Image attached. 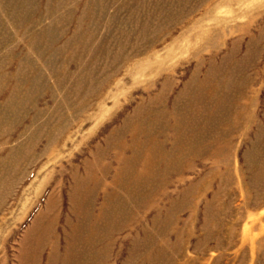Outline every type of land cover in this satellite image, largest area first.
<instances>
[{
    "label": "rangeland",
    "instance_id": "rangeland-1",
    "mask_svg": "<svg viewBox=\"0 0 264 264\" xmlns=\"http://www.w3.org/2000/svg\"><path fill=\"white\" fill-rule=\"evenodd\" d=\"M24 1L28 0H0V264L49 261L50 247L41 243L37 246L36 238L40 240V236L29 231L53 196L57 199L54 212L58 215L54 235L59 240L53 261H63L66 244L62 228L70 213L68 196L75 185L74 177L81 181L88 175L91 181L93 176L96 180L92 182H96L100 179L98 169L108 165L107 176L100 182L101 190L87 187L89 192L98 191L94 204L95 212L99 213L104 204L111 203L116 178L125 170L111 146L113 135L124 127L123 122L149 97L160 93L168 74L170 82L163 90V106L172 109L199 60L202 75L207 73L208 65L213 64L218 70L225 65L223 56L230 52L233 42L239 41L241 49L235 58L239 59L245 55L247 43L258 35L261 40L259 49L253 52V63L240 75L235 71L228 81L229 95L221 88L214 99L205 100L210 105L206 117L210 118L222 104L220 95L228 97L221 105L223 114L213 120L214 135L210 140L227 141L235 175L231 193H221L219 198L229 211L221 217L223 244L218 248L210 239L196 247L204 233L212 230L211 224L207 231L202 229L204 205L211 202L215 191V185L211 184L202 189L196 202L187 200L186 206L191 209L194 205L193 210L177 215L183 235L175 258L172 259L169 250L175 243L174 229L165 231L151 253L156 254L169 241V246H163L160 264L264 261V204L253 203L255 193L248 189V184L253 183L259 197L264 183V0H33L29 7L22 5ZM240 9L250 11L251 15H239ZM221 20L225 23L220 25ZM227 24L247 26L248 30L245 34L241 31L228 34L222 28ZM217 29L223 34L214 37L212 31ZM165 56L168 58L164 67H156L157 61ZM147 60L151 62L150 74L146 71ZM107 146H111L108 152ZM259 153L263 175L257 174L256 162L253 168L257 175L251 178L246 171V158L258 161ZM121 154L131 156V152ZM215 160L205 167L193 164L196 167L193 172L188 170L181 179L173 176L169 194L155 209L139 212L137 226L122 230L111 244L100 245L109 247L103 261L108 264L130 261L127 253L135 233L141 235L142 227L149 226L148 235L155 238L158 229L165 227L163 221L170 202L185 194ZM6 170L9 178L5 177ZM141 170L142 167L136 169L129 186L140 183ZM241 193L246 195L247 203L240 198ZM183 222L187 223L184 228ZM230 230L233 234L229 239ZM77 238L76 248L81 236ZM259 239L263 241L260 252ZM241 240H245L243 247ZM147 257L138 260L148 261Z\"/></svg>",
    "mask_w": 264,
    "mask_h": 264
},
{
    "label": "bare ground",
    "instance_id": "bare-ground-1",
    "mask_svg": "<svg viewBox=\"0 0 264 264\" xmlns=\"http://www.w3.org/2000/svg\"><path fill=\"white\" fill-rule=\"evenodd\" d=\"M32 2L33 0L24 1V4L22 3V5L29 7ZM47 2L51 1L48 0ZM61 5L62 4L59 6L61 7ZM13 12H15V10H13ZM238 14L241 16L251 15L250 11L245 9H240ZM218 23L221 25L224 24L225 21L221 20L218 21ZM222 28H224L223 30L228 34L236 31H241L245 34L248 30L247 26L238 27L230 24L224 25ZM219 30L217 29L212 31L214 37H218L221 33L223 34V32ZM143 38L145 39V37ZM260 40L261 37H259V35L256 39L250 40L247 43L246 50L244 52L245 55L243 54L244 56L241 58L239 57V59H235L241 49L238 43L239 41L233 42L231 50L229 49L230 52L226 53V56H223L225 57V65H221L218 70H215L211 62L212 65H208L209 67L207 68L209 69L208 71L206 70L207 73L205 75L203 74L204 77L200 76L202 74L200 73V60L198 59V65L192 73L190 81L185 85L184 91L172 103V109H166L163 106V90L166 88L168 82H170V76H168L169 74L167 76L165 75L166 77L162 83L160 93L155 97L153 96V98L149 97L147 103L145 102V104H141L142 106L135 110L131 117L129 116V120L127 122H123L125 124L124 127L117 130L113 135V144H111V146L113 145L115 147V151L119 155L118 159L124 163L125 170L116 178L115 184L112 188L116 192L113 194L112 201H110L111 203H108L109 205L107 204V206L104 204L99 213L95 212L94 201L96 193L99 191L98 189L101 190L100 182H102L107 176L106 173L108 165L105 164L106 166L103 165L100 169H98L100 175L98 177L100 179L96 182H92V180H96L93 176L91 181L88 175H86V179L81 181L76 180L74 177L75 185L73 186L72 192H70L68 196L70 213L65 218V225L62 228L65 235L64 242L66 244L63 246L65 247L63 261H53L59 244L58 238L54 235L56 221L58 218V215L54 212L56 208L55 200H57L54 199V197L56 198V196L49 198L45 211L35 220V223L29 232L31 235L37 233V235L40 236V240L36 238L37 246L41 243V246L50 247L49 249L51 253L49 261H46V264H108V261H103V254L109 247L100 248V245H103L105 242H109L107 244H111L114 241V236L122 230H132L135 226H137V224L140 223L139 212L141 213L143 211L142 213H144L147 212V209H155L161 199L165 198L169 194V189L173 185V176L181 179L185 176L188 170H193V167H195L193 164L205 167L210 161H214L215 159L214 164L209 167V170L202 176L201 174L200 176L198 175L199 177L196 182L190 185V188L185 192V194L170 202V210L165 214V219L163 221V225H165V227L163 226L161 229H158L155 238L149 237V226L142 227L141 235L136 232L134 237L132 236L133 238L129 242L130 248L127 253L130 261H127L126 263L124 262L123 264H160L163 257V246H169V241L164 242V244L160 246L161 248L156 250V254L152 255L151 250L155 242L159 241L160 243L165 231L168 229H174L173 237L175 238V243H172V247L169 246L172 259H174L179 252V245L182 241L181 236L183 235L182 229L178 227L181 224V219L177 215H179V213H183L182 211L184 210H193L194 205L191 209L186 206L187 200H191L193 202L195 200L196 202V200L201 196L202 189L209 187L211 184L215 185V191L212 193L211 202L204 205V228H201L206 230L211 224L212 230H206L207 232H205L200 241L197 242L196 247L198 245H202L210 239L214 241L213 243L218 248L223 244V240L220 238V231H222L221 229L223 228L224 221L222 222L221 217L224 216V213H226L228 205H223V202H220L219 198L221 193L224 195L231 193L235 175L233 174L230 165L231 152L229 151L230 148L227 147V141L223 143L213 141L210 142L212 136L214 135V133L212 135L214 126L213 120L217 121L223 114V110L220 109H222L221 105L225 103L226 99H228V97H225L226 95H229L226 94L230 88L228 83L229 79L233 77L235 71L240 75L241 73H244L245 70L249 69L250 65L253 63V52L259 49L258 44ZM64 50L66 49L64 48ZM167 58L168 57L165 56L163 59H159L156 67H164V61L167 60ZM202 62L203 60L201 63ZM146 67V71L149 74L152 73V69L148 68L151 67V62L148 61ZM226 69L229 71L226 72ZM146 71L144 69V71L141 72V75L144 76ZM246 78L247 75L244 76L242 80H245ZM216 79L217 82L215 83L214 80ZM231 81L233 80H230V82ZM221 88H224L226 94L225 95L223 93V95H220L219 97L222 99V104L220 102V108L218 107L214 115L210 116V118L208 116L207 118L206 109L210 105H206L209 103H205V100L207 97L214 99L218 90ZM13 93L16 95V90H13ZM214 102V104H216L218 101L215 100ZM261 131L262 129H260L259 126V139L261 138ZM111 146H107V150L105 151L108 152L111 149ZM121 151L129 153V155L131 152V156L123 157L124 155L122 156ZM260 156L261 153H259L258 161L256 159L246 158V171L247 173H250L251 178H254L257 174H262V159ZM256 162L259 163V173L257 174L256 170L254 172L253 168ZM185 163L187 166H185ZM139 167H142L141 172L138 174L140 183L137 184V186H129L128 182L131 178H133L136 173V169ZM188 167L189 169H187ZM10 170L11 169H9V171ZM158 172L161 173L158 174ZM8 176L9 173L5 177ZM248 185L250 192L255 193V196H253V203L260 202L264 204V183L262 185L263 189L261 190L263 192L260 191L261 194L259 193V197L258 194H256V187H254V184L249 183ZM88 186H94L95 190L98 188V191L89 192L87 189ZM238 188L240 190L241 187ZM240 195L243 202L247 203L248 199H246V195L242 193ZM156 221L157 218L155 217L152 220L153 225ZM186 224V222H183L182 227L184 228ZM232 234L233 232L230 230V232L227 233V237L230 239ZM78 235L81 236V239L79 247L76 248ZM244 241L245 240H241V247H243ZM262 242V239H259V242L257 241L259 244V252ZM253 243L256 244L255 241ZM138 245L142 246V248H140L141 251L138 248ZM148 250L150 251V254L148 253ZM145 256H148V261L138 260H143ZM241 256L243 258L244 255L242 254ZM23 259L25 258H22V261H25ZM169 260H171V258ZM165 262L166 263L163 264H173V261ZM32 263L34 262L32 261ZM213 264H219L218 260H215ZM260 264H264V261Z\"/></svg>",
    "mask_w": 264,
    "mask_h": 264
}]
</instances>
